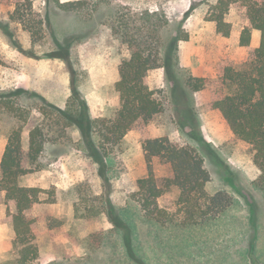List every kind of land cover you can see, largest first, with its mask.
Returning <instances> with one entry per match:
<instances>
[{
	"label": "rangeland",
	"instance_id": "1",
	"mask_svg": "<svg viewBox=\"0 0 264 264\" xmlns=\"http://www.w3.org/2000/svg\"><path fill=\"white\" fill-rule=\"evenodd\" d=\"M32 1L34 10L51 24V29L45 28V40L36 46L31 45L22 26L11 21L15 0H0V91L24 88L63 108L72 94L71 73L62 59L47 56L56 51L54 37L59 41L74 38L72 65L91 115L93 117V110L104 106L105 118L112 119L117 113V100L110 71L131 55L111 32V22L118 10L124 7L137 13H164L171 23L164 31V38H169L175 34L176 28H181V19H188L195 11L200 18L208 20L219 0H181L179 4H172L173 0H59L63 3L80 2L81 15L61 12L55 0ZM174 6L182 14L177 13ZM233 9L236 10L234 19L236 15V19L244 24L247 21L244 10ZM229 15L230 12L225 19H233ZM8 26L11 34L8 33ZM181 29L190 37L187 27ZM211 36L208 34L207 38ZM15 43L21 45L24 51L33 53V56L19 51ZM196 43L195 46H181L182 59L188 60H183V63L179 53L182 71L177 76L180 80L189 76L204 78L200 73L205 70L203 57L207 55L211 59L216 58H213L212 72H205L211 73L213 77L209 76L210 79L219 75L225 62L241 64L248 59L240 61L235 47H231L229 52L234 58H226L223 53L220 55L219 45ZM190 63L195 65L196 70L192 69ZM105 71L108 73L105 74ZM152 73L148 83L163 102L165 110L150 123L136 129V141L131 145L124 142L110 158L111 189L105 188L98 174V166L79 151V141L73 139L79 133L77 129L70 128L66 132L72 142L46 146L39 160L45 168L38 172L54 171L55 176L69 184L61 185L65 188H39L47 192L41 195L43 202L31 214L38 219L35 232L39 247V258L32 264H264V188L258 183L260 176H256V169L250 163V146L230 139L231 132L226 122L207 115L210 110L205 109L206 103L215 99L211 87L191 94V103L197 110L205 139L218 155L214 157L202 153L205 167L212 178L209 190L212 194L220 190L231 193L233 207L215 222L199 228L163 227L142 217L133 196L138 191V180L148 176L143 144L167 136L181 146L196 145L178 126L171 100L174 86L168 82L165 70L161 68ZM23 99L28 105L38 103L30 98ZM199 103L205 105L199 106ZM205 114L209 122L205 120ZM41 119V114L34 110L22 131L26 150L30 132ZM15 126V120L8 113L0 112V163L8 136ZM151 162L159 181L172 177L169 164H163L158 158ZM29 181L25 176L20 184L26 187ZM82 183L90 187L93 195L111 198L113 219L119 218L124 223L122 226L112 222L107 213L93 221H75L74 189ZM8 211L5 194L0 193V264H16L18 258L13 246L15 232ZM96 235H100L98 241L95 240Z\"/></svg>",
	"mask_w": 264,
	"mask_h": 264
},
{
	"label": "trees",
	"instance_id": "2",
	"mask_svg": "<svg viewBox=\"0 0 264 264\" xmlns=\"http://www.w3.org/2000/svg\"><path fill=\"white\" fill-rule=\"evenodd\" d=\"M55 4L61 12L81 15L80 2L55 0ZM14 6L11 21L22 26L32 46L43 42L45 28L51 29L50 22L34 10L32 0H15ZM234 7L244 10L249 23L241 34L240 46H249L252 31L258 30L263 36L260 47L252 50L248 59L241 64L225 62L215 79L189 76L181 80L177 76L182 71L180 43L189 41V36L181 29L185 26V18L180 21L181 28L174 30V35L164 38V31L171 26L164 13H137L129 8H120L111 22V32L131 55L119 65L120 79L115 84V92L120 106L112 119L93 118L91 115L72 65L74 38L59 41L54 37L56 51L47 56L62 59L71 73L72 94L63 108L24 88L0 91V112L8 113L16 122L0 163V193L5 194V201L9 205L8 217L15 232L13 246L18 254L16 264H32L39 258L35 232L38 219L31 214L43 202L41 195L47 192L22 186L20 180L43 170L45 166L39 160L46 146L72 142L66 132L75 128L80 133L79 151L98 166V174L105 188L111 189L110 158L124 144L129 132L150 123L165 110L163 102L149 87V74L154 70L163 68L168 82L174 86L171 100L178 126L196 145L181 146L167 136L143 144L148 176L138 180V191L133 196L142 217L163 227L199 228L215 221L233 207L231 193L207 192L212 178L205 167L202 153L214 157L218 155L205 139L197 110L191 103V94L210 87L214 89L215 99L205 109L220 111L235 141L250 146L252 162L261 172L258 183L264 188V0H219L208 20L216 22L217 34L223 37L231 34V25L225 21V15ZM7 29L9 33V26ZM14 45L19 51L33 56V53L24 51L21 45ZM23 98L37 100L38 103L28 105ZM34 110L41 114L42 119L31 130L26 150L22 131ZM154 158L170 165L172 177L161 181L157 179L152 169L151 160ZM74 193L75 221L89 222L107 213L115 224H124L119 218L113 219V203L108 196L93 195L90 187L84 183L78 185ZM96 236L95 240L98 241L100 235Z\"/></svg>",
	"mask_w": 264,
	"mask_h": 264
},
{
	"label": "crops",
	"instance_id": "3",
	"mask_svg": "<svg viewBox=\"0 0 264 264\" xmlns=\"http://www.w3.org/2000/svg\"><path fill=\"white\" fill-rule=\"evenodd\" d=\"M175 2H176V4H179L181 2V0H175V1L173 0L172 4H175ZM176 10H177V13L182 14V12H178L177 8H176ZM229 12H230L229 16H233V19H231V18L225 19V21L228 24H230V25L233 24L232 32H231L229 37H223V36L217 34V24H216V22H212V21H209L207 19L200 18L196 11L193 14L192 13L190 14L189 18L186 19L185 23H184L185 27L188 28V31H189V34H190L189 41L180 43V52L179 53H180V56H181L180 59H181L182 62H183V60H185V61L188 60V59H186L184 57L182 59V50H181L182 44H189V45H194L195 46L197 44L196 42H201V44L203 43V45H205V46H210V45H213V44L219 45V47L221 48L220 51H219L220 55H221V53H223V55L226 58L228 56H230L229 52L231 50V47H235L237 49V52L240 55L239 56V59H241L240 61L246 60L249 57V53L252 50L257 49V48L260 47L263 36H262V33L260 31H258V30H253L252 31L251 40H250V45L249 46H247V47H241L240 46L241 34H242L243 30L245 29V27L248 26L249 23H248V21H246L244 24L240 23L238 21V19H236L237 18L236 15H235V19H234V15L233 14H236V10L235 9L232 8V9H230ZM208 34L212 35L209 39L207 38ZM215 56H216V54H215ZM230 57L234 58V56H230ZM213 58H215V57H212V59H211V57H209L208 55L203 57L204 66H205L203 68H205V70H203V72L200 71L201 72L200 74L204 78L213 77V76H210L211 73H205L206 70H207V72H209V71L212 72V70L214 68L213 67L214 66L213 65V60H214ZM239 59L235 58V60H239ZM185 63H188V62H185ZM119 65L120 64H116L115 67H113L111 69V71H110L111 75H113L114 90H115V84L120 79V76H119ZM189 65L192 67L193 70H196L195 65H192L191 63ZM209 66H210V69H208ZM206 67H207V69H206ZM106 71L104 72L105 74L108 73ZM152 72L153 71H151L149 75H152L153 74ZM149 86H150V89L152 90V85L150 84ZM115 94H116V92H115ZM116 100H117V102H116L115 106H116V108L118 110L119 106H120V101H119V97H118L117 94H116ZM207 104L208 103H206V105ZM203 105H205V104L204 103H199V106H203ZM208 113H209V114H207L208 116H214L217 119H220L221 121L226 122L224 120V118H223V116H222L220 111H218V110H210ZM92 114H93V118H105V116L107 117L106 110H105L104 106L99 108V109L93 110ZM206 117L207 116L205 114V120L207 122H209V120H207L208 118H206ZM230 132L231 133L229 135V138L230 139L234 138V135H233L231 130H230ZM136 136L137 135L135 134L134 131L129 132L127 134V136L125 137V139H124L125 143L127 142V143H129L131 145L132 142L136 141V139H134V138H136ZM73 139H74L75 142H78L80 140V134L77 133V135L73 136ZM239 143L241 144V143H244V142L239 141ZM244 144H246V143H244ZM246 145H248V144H246ZM250 163L253 164L251 161H250ZM56 167L57 166L55 165V168ZM253 167L256 169V172H257V173H255L256 176H260V174H261L260 170L254 164H253ZM55 173L56 172H54V171H45V172L42 171V172H37L35 174H29V175H27V177L29 178V180H30L29 182L30 183L27 184L26 187L48 189L51 186H56V187L65 188L64 186H61V185L69 184L68 181H66L65 179H61L60 177L55 176L54 175ZM65 174L68 175L67 173H65ZM31 182H34V184H31ZM210 184L207 186V192L209 194H212L210 192V190H209ZM220 191H222V190H220ZM215 221H212V222H215Z\"/></svg>",
	"mask_w": 264,
	"mask_h": 264
}]
</instances>
